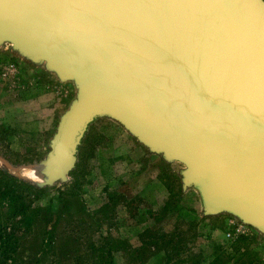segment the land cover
I'll return each mask as SVG.
<instances>
[{
    "label": "water",
    "instance_id": "1",
    "mask_svg": "<svg viewBox=\"0 0 264 264\" xmlns=\"http://www.w3.org/2000/svg\"><path fill=\"white\" fill-rule=\"evenodd\" d=\"M4 40L78 83L51 179L108 114L186 164L208 211L264 228V0H0Z\"/></svg>",
    "mask_w": 264,
    "mask_h": 264
},
{
    "label": "rangeland",
    "instance_id": "2",
    "mask_svg": "<svg viewBox=\"0 0 264 264\" xmlns=\"http://www.w3.org/2000/svg\"><path fill=\"white\" fill-rule=\"evenodd\" d=\"M53 68L0 44V166L29 183L16 193L38 209L34 222L9 221L6 264H264L263 226L208 211L200 187L184 184L186 164L108 114L88 123L72 165L51 179L44 163L79 92Z\"/></svg>",
    "mask_w": 264,
    "mask_h": 264
},
{
    "label": "trees",
    "instance_id": "3",
    "mask_svg": "<svg viewBox=\"0 0 264 264\" xmlns=\"http://www.w3.org/2000/svg\"><path fill=\"white\" fill-rule=\"evenodd\" d=\"M19 182L29 184L24 179L18 178L0 166V253L3 256L0 264H6V260L9 258L8 253L12 252L14 233L10 229L14 228V226L9 221L18 214H22L21 216L24 215L25 222H34L35 216L33 215H36L38 210L37 208L35 210L29 209L30 205H25V200L21 198L22 195L16 193ZM49 210L52 211L51 209ZM28 211L30 215L27 214ZM7 214L8 216H5Z\"/></svg>",
    "mask_w": 264,
    "mask_h": 264
},
{
    "label": "bare ground",
    "instance_id": "4",
    "mask_svg": "<svg viewBox=\"0 0 264 264\" xmlns=\"http://www.w3.org/2000/svg\"><path fill=\"white\" fill-rule=\"evenodd\" d=\"M16 172L23 174L24 176H27L32 179H38V176L35 175V172L31 170L30 168H19L14 167L13 168Z\"/></svg>",
    "mask_w": 264,
    "mask_h": 264
}]
</instances>
